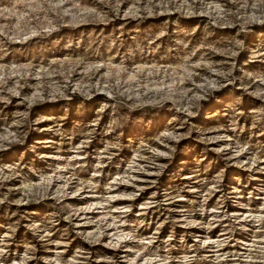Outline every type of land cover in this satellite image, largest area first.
<instances>
[{"label": "rangeland", "instance_id": "374dc122", "mask_svg": "<svg viewBox=\"0 0 264 264\" xmlns=\"http://www.w3.org/2000/svg\"><path fill=\"white\" fill-rule=\"evenodd\" d=\"M0 264H264V0H0Z\"/></svg>", "mask_w": 264, "mask_h": 264}]
</instances>
